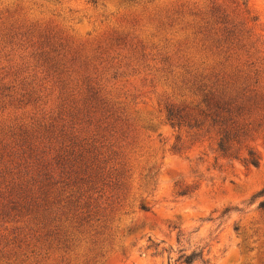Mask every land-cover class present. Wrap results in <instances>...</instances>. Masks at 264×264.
<instances>
[{
  "label": "rangeland",
  "instance_id": "374dc122",
  "mask_svg": "<svg viewBox=\"0 0 264 264\" xmlns=\"http://www.w3.org/2000/svg\"><path fill=\"white\" fill-rule=\"evenodd\" d=\"M261 191L264 0H0V264H264Z\"/></svg>",
  "mask_w": 264,
  "mask_h": 264
},
{
  "label": "trees",
  "instance_id": "16d2710c",
  "mask_svg": "<svg viewBox=\"0 0 264 264\" xmlns=\"http://www.w3.org/2000/svg\"><path fill=\"white\" fill-rule=\"evenodd\" d=\"M236 4L238 7H241L242 12L245 15L249 14L244 3L236 1ZM218 20L221 21L220 23L222 25H231L223 14H221V17H219ZM230 27L231 30H228L229 28H225L227 31L225 34H227V36L234 34L235 27ZM202 102L208 108L207 112L202 113V116L208 122V126L213 129L216 134L215 152L223 159L239 161L244 166L257 168L260 162L258 155H256L253 150L248 149L245 146L242 149L241 146L243 141H240V138L245 135L239 131V126H237L236 120L237 116L241 113L242 108L235 107V102L233 103L232 99H203ZM165 114L167 121L171 125L180 126L182 123H186L184 117L181 116L179 112H175L173 108H166ZM200 125L201 124H198L197 121H194L195 127H199ZM263 196L264 191H261L255 195L253 199ZM140 209L147 212V209L143 206H141ZM257 209L264 212V200H261L258 203ZM148 243L149 244L144 248H141V250L144 253L152 252L151 257H156L159 254L157 249L158 246L152 243L149 239ZM179 254L180 255L175 262H179V264H193L196 258L203 261L204 248H202L198 253L193 252L191 254H185L183 251H179ZM170 259L171 258H169V260ZM203 262L205 264L208 263L207 260Z\"/></svg>",
  "mask_w": 264,
  "mask_h": 264
}]
</instances>
